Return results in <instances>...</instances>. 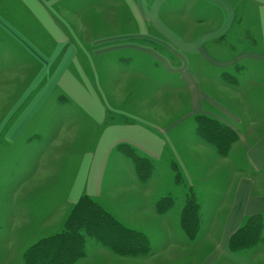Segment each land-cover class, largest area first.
I'll return each instance as SVG.
<instances>
[{
    "label": "crops",
    "instance_id": "obj_1",
    "mask_svg": "<svg viewBox=\"0 0 264 264\" xmlns=\"http://www.w3.org/2000/svg\"><path fill=\"white\" fill-rule=\"evenodd\" d=\"M0 93V171L21 176L18 160L12 170L9 163L30 141H39L37 167L44 166L67 132L62 153L49 155L59 167L42 169L35 202L55 210L86 194L150 243L140 257L86 243L76 264H89L91 254L103 264H264V226L256 245L229 246L249 216L264 224V0H0ZM142 107L178 111L161 124L141 116ZM199 115L233 133L226 156L196 132ZM187 138L196 146L190 153ZM119 144L154 163L159 186L148 199ZM117 158L129 177L112 189ZM190 189L201 220L212 224L207 236L201 225L193 237L181 227ZM165 196L174 204L157 213ZM165 223L174 238L166 254Z\"/></svg>",
    "mask_w": 264,
    "mask_h": 264
},
{
    "label": "trees",
    "instance_id": "obj_2",
    "mask_svg": "<svg viewBox=\"0 0 264 264\" xmlns=\"http://www.w3.org/2000/svg\"><path fill=\"white\" fill-rule=\"evenodd\" d=\"M196 132L211 144L217 154L226 156L234 135L230 129L207 116L196 117ZM117 149L132 160L135 174L140 180L149 178L154 169L152 161L140 156L126 144ZM176 165L172 167L176 170ZM178 173L175 171L176 181ZM174 204V200L165 196L155 202V211L165 212ZM201 215L199 204L190 193L183 201L180 224L188 237H193L199 229ZM264 224L259 215L249 216L230 237L229 246L233 250L256 245L261 237ZM93 239L103 248L124 257H137L150 252L148 238L140 231L125 226L97 201L83 194L70 208L61 230L42 237L28 246L23 252L25 264H76L83 258L86 243Z\"/></svg>",
    "mask_w": 264,
    "mask_h": 264
},
{
    "label": "rangeland",
    "instance_id": "obj_3",
    "mask_svg": "<svg viewBox=\"0 0 264 264\" xmlns=\"http://www.w3.org/2000/svg\"><path fill=\"white\" fill-rule=\"evenodd\" d=\"M9 82H10L9 80L7 82V80L4 78H2L1 80V84L8 85ZM129 83H131V85L135 87L137 86L136 84L139 83V81L133 79L132 82L129 81ZM5 94L9 95V91L6 90L5 92L2 93V95H5ZM258 94H256V96H258ZM0 103H2L1 93H0ZM139 111H140L141 116L143 117L145 116L146 118L150 117L152 119L157 120L158 122H161V124H163L167 120H169L168 118H170V116L175 114L178 110L175 108L171 109V107L163 108V110L156 109L154 107L150 110L147 107L146 108L142 107L139 109ZM56 116H58V114L54 115V119H53L54 122L51 126V129H53V133H56L55 130H58V127L56 124ZM66 135L68 138H66ZM64 136L66 140L64 141L62 140V143H63L62 146H65V143H67V141L70 142V137L67 134V132L64 133L63 136L61 135L60 137H64ZM37 142L39 141H30L29 143H25L23 152L20 153L17 157L15 156L13 158V162L9 163L10 165L8 164L10 166V169L12 170L13 168H15L17 164L14 162L18 160L19 162L18 168L21 167L23 170V172L21 173V176H19L18 173H15V171L11 173H7L3 169H2L3 171L2 170L0 171V264H25L23 261V257H22L25 249L28 246H30L32 243H34L35 239L38 240L42 237H45L43 235L47 234L46 232H49L53 229L60 228V226L63 225V222L70 208L74 204L73 203L70 205H61L59 208L55 210H48L47 207L49 206L47 205V203L43 204V203L35 202V185L38 183V180H40L41 178H45L47 176V170L42 171V169H45L44 166L46 167L49 166L51 169L50 170L51 173L59 167V160L56 158L53 159L54 164H52V159L49 156L50 153H52L55 157L57 156L58 153L60 154L62 153L61 151L62 146L59 147L58 145H56L53 147L51 144L52 152L47 153L48 155L45 157L46 161L44 160V166L41 165L40 166L41 168L37 167L38 163H42L43 161V160L42 161L40 160V158L43 156L41 155L38 156L35 154V144ZM47 142L48 141L46 140L45 144ZM185 142L187 144L186 149L188 153H190L191 146H193L192 149L196 148V146H194L195 145L194 142H192L191 139L187 138ZM120 154H122L123 158L128 159L131 163L132 160L130 159L129 156L127 155L125 156L121 152ZM198 158L201 161L202 157L198 156ZM118 160H119L118 158L117 160L113 159L112 160L113 166L112 164L110 165V171H109L110 179H109L108 184H110L109 188L111 187L112 189H113V185H112L113 183L120 184L121 182L128 180V177H129V171L125 169V164H123L121 161H118ZM1 163L4 165L6 162L4 160H1ZM151 163L152 165H154L153 162ZM5 173L6 175L4 176ZM134 173L135 171L133 172V174ZM150 174L151 175H149V178L145 180H140L139 177L135 174L139 180V183L142 186V188L140 189H143V191H145L143 192V194L146 193L144 196V198L146 199H148L149 195L154 194L156 192V189L159 186V180L158 178L153 176V170ZM12 176H14L13 179L14 178L15 179L17 178V179L15 181V184L9 185L8 183L9 181L12 180ZM23 176H24V180L22 181L21 177ZM131 177L133 179L134 176H131ZM176 181L178 183L182 182V177L180 173H178V177ZM125 187H128V186H125ZM53 191H56V189H54ZM190 193H191V189L189 191L185 190L183 197H182V201H184V199H186ZM50 198L52 202L57 201V199L53 198L52 196ZM50 198H49V201H50ZM35 211L37 212L43 211L42 217L40 215L41 217L40 219H39V215L37 216L38 219H35ZM157 213H160V212H157ZM214 223H215V226L217 227L219 223V219L216 220V222ZM200 225L205 227L204 228V230H206L205 236H207V233H208L207 231L209 229V226L211 229L212 224L209 225V222L206 223L205 221L201 220ZM164 229L166 233L164 237L165 242L163 246L161 247L162 249H164L163 253L166 254L168 251L171 250V247H173L174 238L172 235L169 234L171 232V227L168 223L167 225L165 223ZM208 239H210V237ZM87 244H88L87 249H91V248L98 249V250L104 249L105 251H108L107 249L99 245L96 241H94L93 239H89L87 241ZM186 253L187 252H185V254ZM85 254L83 257H85ZM89 257H90L89 259H91L90 261L88 260L89 264H103L102 260L97 261V259L95 258V255L92 256L91 254V256ZM137 257H140V256H137Z\"/></svg>",
    "mask_w": 264,
    "mask_h": 264
}]
</instances>
